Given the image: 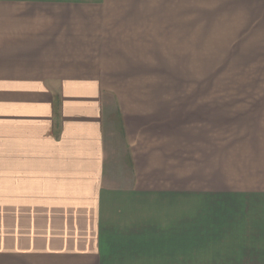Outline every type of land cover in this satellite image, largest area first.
I'll use <instances>...</instances> for the list:
<instances>
[{"label": "crops", "instance_id": "0c3cea01", "mask_svg": "<svg viewBox=\"0 0 264 264\" xmlns=\"http://www.w3.org/2000/svg\"><path fill=\"white\" fill-rule=\"evenodd\" d=\"M185 41L187 0H0V264H187V89L135 86Z\"/></svg>", "mask_w": 264, "mask_h": 264}, {"label": "rangeland", "instance_id": "374dc122", "mask_svg": "<svg viewBox=\"0 0 264 264\" xmlns=\"http://www.w3.org/2000/svg\"><path fill=\"white\" fill-rule=\"evenodd\" d=\"M261 3L187 0L181 66L157 61L135 82L140 87L187 89L182 103L193 122L188 146L199 150L196 165L193 155L188 159L187 264H264ZM6 100L0 94V150Z\"/></svg>", "mask_w": 264, "mask_h": 264}]
</instances>
